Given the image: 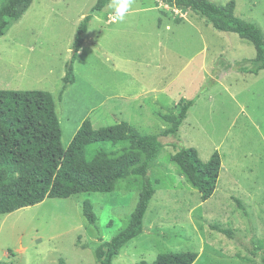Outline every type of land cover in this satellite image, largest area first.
Returning <instances> with one entry per match:
<instances>
[{"label":"rangeland","instance_id":"rangeland-1","mask_svg":"<svg viewBox=\"0 0 264 264\" xmlns=\"http://www.w3.org/2000/svg\"><path fill=\"white\" fill-rule=\"evenodd\" d=\"M97 1L34 0L0 37V90L52 93L65 148L86 118L94 129L128 122L142 134L158 135L171 127L163 115L178 116L182 99L195 100L176 143L163 139L144 231L113 264L152 263L169 252L197 253L194 264H250L238 255L262 264L246 247L264 244V71H240L245 59L255 58V47L159 0H137L124 23L113 22L107 6L95 14L73 63L75 82L60 100L77 28ZM235 1L236 16L264 33V0ZM183 147L195 148L203 162L221 155L217 187L206 202L171 159ZM120 187L0 215V261L97 264L96 249L127 228L141 179ZM86 201L93 204L96 225L83 215ZM216 227L231 230L233 238Z\"/></svg>","mask_w":264,"mask_h":264},{"label":"trees","instance_id":"trees-1","mask_svg":"<svg viewBox=\"0 0 264 264\" xmlns=\"http://www.w3.org/2000/svg\"><path fill=\"white\" fill-rule=\"evenodd\" d=\"M34 0H3L0 6V37L23 17ZM181 11H191L206 18L214 29L237 34L253 44L256 56L245 59L242 73L258 75L264 71V33L255 23L236 16V1L218 4L211 0H159ZM111 0H98L91 13L80 22L73 43V59L63 79L60 100L67 87L75 82L73 63L82 50L95 14L109 6ZM195 100L182 99L179 115L162 118L171 127L158 135H145L128 122L94 129L86 118L67 148L52 93L40 90H0V215L32 207L46 199H68L81 193H113L130 178H140L138 204L126 229L96 249L97 264H113L121 250L144 231V221L156 194L151 171L163 148V139L176 143V137ZM188 182L200 193L202 202L215 193L222 168V158L215 152L203 162L195 148H180L171 157ZM241 207V206H240ZM243 209V207H241ZM83 215L91 225L97 216L93 204L86 201ZM233 238L231 230L216 227ZM252 256H261L264 244L252 241L246 247ZM194 252L161 253L152 263L194 264ZM241 258L253 263L251 258ZM0 264H12L0 261ZM59 264H68L60 260Z\"/></svg>","mask_w":264,"mask_h":264},{"label":"clouds","instance_id":"clouds-1","mask_svg":"<svg viewBox=\"0 0 264 264\" xmlns=\"http://www.w3.org/2000/svg\"><path fill=\"white\" fill-rule=\"evenodd\" d=\"M136 2L137 0H111L109 7L114 10V22H126L129 14L134 10Z\"/></svg>","mask_w":264,"mask_h":264},{"label":"crops","instance_id":"crops-1","mask_svg":"<svg viewBox=\"0 0 264 264\" xmlns=\"http://www.w3.org/2000/svg\"><path fill=\"white\" fill-rule=\"evenodd\" d=\"M155 9H157V8H155ZM113 22H114V21H113ZM80 52H81V51H80ZM80 52H79V53H80ZM205 62H206V61H204L203 66H204V67H207V69H208V65H207V64L205 65ZM143 97H144V96H142L141 98H143ZM139 108H140V106H139V104H138V105L135 107V110H137V109H139ZM190 110H191V109H190ZM152 114H154V113H152ZM69 118H70V117H69ZM187 118H188V117H187ZM134 121L136 122L137 120L134 119ZM136 123H137V122H136ZM138 125H140V124H138ZM141 127H142V126H141Z\"/></svg>","mask_w":264,"mask_h":264},{"label":"water","instance_id":"water-1","mask_svg":"<svg viewBox=\"0 0 264 264\" xmlns=\"http://www.w3.org/2000/svg\"><path fill=\"white\" fill-rule=\"evenodd\" d=\"M72 59H73V56H72Z\"/></svg>","mask_w":264,"mask_h":264}]
</instances>
